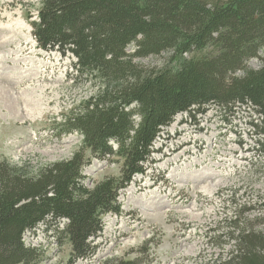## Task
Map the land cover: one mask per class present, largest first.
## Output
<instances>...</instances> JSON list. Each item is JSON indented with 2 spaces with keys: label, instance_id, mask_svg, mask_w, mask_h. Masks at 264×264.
Returning a JSON list of instances; mask_svg holds the SVG:
<instances>
[{
  "label": "trees",
  "instance_id": "trees-1",
  "mask_svg": "<svg viewBox=\"0 0 264 264\" xmlns=\"http://www.w3.org/2000/svg\"><path fill=\"white\" fill-rule=\"evenodd\" d=\"M40 3L30 22L38 47L73 57L72 80L97 88L62 116L58 137L77 132L92 156L119 157L123 166L119 178L90 188L84 149L35 172L0 159V264H41L43 254L24 241L40 224L69 241L73 262L94 255L103 216L121 213V192L145 172L155 141L178 114L215 109L224 118L252 108L254 149L264 156V62L248 66L264 53V0ZM162 54L157 67L135 61ZM260 206L264 212V199ZM230 224L213 239L226 237L233 250L210 264H264V233L241 216Z\"/></svg>",
  "mask_w": 264,
  "mask_h": 264
},
{
  "label": "rangeland",
  "instance_id": "rangeland-1",
  "mask_svg": "<svg viewBox=\"0 0 264 264\" xmlns=\"http://www.w3.org/2000/svg\"><path fill=\"white\" fill-rule=\"evenodd\" d=\"M40 7V0H0V57L21 58L0 62V77L27 76L12 89L0 78V159L30 172L85 150L81 134L59 138L57 125L97 90L72 80L73 57L38 47L30 22ZM166 57L135 61L157 67ZM263 62L264 53L248 66ZM257 118L244 107L224 118L215 109L178 114L155 141L145 172L121 192V213L103 216L89 258L73 262L69 241L45 224L26 232L25 243L43 254L41 264H210L227 258L234 242L213 238L228 232L231 220L241 216L264 233V156L254 149L251 127ZM85 154L91 157L83 169L88 187L121 176V158L101 160L88 149Z\"/></svg>",
  "mask_w": 264,
  "mask_h": 264
},
{
  "label": "bare ground",
  "instance_id": "bare-ground-1",
  "mask_svg": "<svg viewBox=\"0 0 264 264\" xmlns=\"http://www.w3.org/2000/svg\"><path fill=\"white\" fill-rule=\"evenodd\" d=\"M8 43H10V42L9 41H6L5 42V44H8ZM20 60H21V58L19 56H15V57H9V56L7 57L6 56L4 58L0 57V62L1 63H6V64L7 63H10V62L18 63ZM0 78H1L2 81L8 82L9 88L11 87V89H12L13 88V85L20 84L22 81H24L27 78V76L26 75H20L17 78H11V77H7V75L4 76V74H1V77ZM198 140H196V141H198ZM208 176L212 177V175H208Z\"/></svg>",
  "mask_w": 264,
  "mask_h": 264
}]
</instances>
